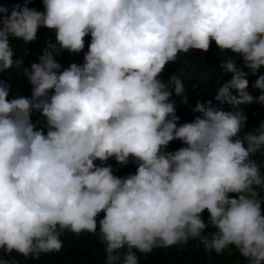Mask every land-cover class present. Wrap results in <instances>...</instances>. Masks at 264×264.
<instances>
[{
    "label": "clouds",
    "instance_id": "9594fccd",
    "mask_svg": "<svg viewBox=\"0 0 264 264\" xmlns=\"http://www.w3.org/2000/svg\"><path fill=\"white\" fill-rule=\"evenodd\" d=\"M41 3L0 15V72L31 86L9 98L11 77L0 79V264L58 252L65 233L95 236L102 264H140L190 240L205 252L234 248L237 264H264V161L255 159L264 119L241 134L238 107L253 101L247 77L264 67V0ZM39 28L54 38L24 66L10 38L28 44ZM86 35L82 63L62 66L55 57L80 53ZM213 43L230 76L178 123L173 97L186 104V89L178 75L164 79V68ZM252 87L264 106V73ZM172 140L181 145L168 150ZM109 160H131L135 171L117 176Z\"/></svg>",
    "mask_w": 264,
    "mask_h": 264
},
{
    "label": "trees",
    "instance_id": "16d2710c",
    "mask_svg": "<svg viewBox=\"0 0 264 264\" xmlns=\"http://www.w3.org/2000/svg\"><path fill=\"white\" fill-rule=\"evenodd\" d=\"M27 4L29 7H35L38 10H43L41 0H0V9H4L5 12H0V15L6 13L14 5ZM53 33L51 30L45 28H39L37 30V39L23 44L20 40L10 38V43L13 45L14 54L21 55L23 57V65L28 66L30 62L35 61L40 54L44 42L46 40L53 39ZM85 46L80 53L69 54L67 51H62L55 58L62 66H67L70 62L82 63L83 52L87 51V44L90 37L86 35L84 38ZM26 49V51H25ZM226 55H233L232 53H225ZM220 61V53L215 47L214 43L210 44L207 51L201 52L200 50H190L188 53L179 57L176 62L169 63L165 66L162 73V77L166 79L169 75L180 76L182 83H184L187 95V103H181L179 96H174L176 101V115L179 117L178 123L191 120L194 115L190 108L195 104L197 100L203 102L204 100H210L215 94L216 88L223 84L230 76V73H221L217 68ZM236 63L241 67V61L237 57ZM215 69V71H212ZM244 71L248 69L244 68ZM211 72V75L209 73ZM264 73V67L258 69L257 74ZM256 75H248V91L253 96V101L247 105L240 104L238 107L244 109L247 117L245 127L241 130V134L244 131L251 130L258 122L264 119V106L259 104L255 97L258 94V90L252 87V82L256 78ZM9 76L11 79L9 80ZM0 79L9 80L12 87L9 91V98L13 95H30V84L26 78L19 72L9 69L4 72H0ZM213 103H216L213 101ZM225 109L228 105L225 103ZM32 120L43 121V117L38 112L32 113ZM40 127L41 125H37ZM181 142L179 140H172L167 145L168 150H174L179 147ZM257 161H264V150L258 151L255 154ZM99 162V161H97ZM108 163L112 165L113 173L117 176H123L130 172L135 171L136 165L129 161L127 165H119L115 160H109ZM229 195L235 196V193H229ZM262 213H264V204L261 206ZM103 212L99 213L97 220L102 217ZM207 210H203L201 213L202 219H207ZM206 230H211L206 229ZM64 241L63 247L58 252H51L47 254H41V256L33 260L29 258H23L17 256V259L21 260L22 264H102L104 253L103 245L96 239L95 236L84 233L80 236H73L71 233H65L62 237ZM0 255H4L0 250ZM139 255V254H138ZM238 261H242L239 254L234 248L226 249L221 254L214 252H205L202 246H197L196 241L190 240L188 244L182 248L177 246H170L164 249H154L146 256H141L140 264H237Z\"/></svg>",
    "mask_w": 264,
    "mask_h": 264
}]
</instances>
